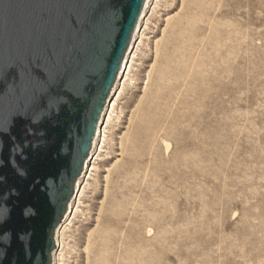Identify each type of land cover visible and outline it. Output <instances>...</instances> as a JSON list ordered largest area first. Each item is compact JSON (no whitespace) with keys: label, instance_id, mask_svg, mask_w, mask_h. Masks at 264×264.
<instances>
[{"label":"rangeland","instance_id":"1","mask_svg":"<svg viewBox=\"0 0 264 264\" xmlns=\"http://www.w3.org/2000/svg\"><path fill=\"white\" fill-rule=\"evenodd\" d=\"M131 79L69 264H264V0H160Z\"/></svg>","mask_w":264,"mask_h":264},{"label":"water","instance_id":"2","mask_svg":"<svg viewBox=\"0 0 264 264\" xmlns=\"http://www.w3.org/2000/svg\"><path fill=\"white\" fill-rule=\"evenodd\" d=\"M160 0H0V264H69Z\"/></svg>","mask_w":264,"mask_h":264},{"label":"bare ground","instance_id":"3","mask_svg":"<svg viewBox=\"0 0 264 264\" xmlns=\"http://www.w3.org/2000/svg\"><path fill=\"white\" fill-rule=\"evenodd\" d=\"M131 81H132V79L130 78L129 83H130ZM164 146H165V150L168 151V150H169V147H170L169 143L164 142Z\"/></svg>","mask_w":264,"mask_h":264}]
</instances>
